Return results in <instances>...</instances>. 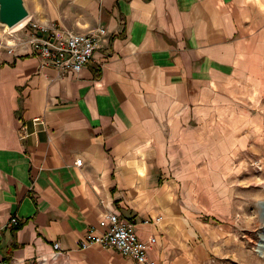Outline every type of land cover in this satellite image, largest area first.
<instances>
[{
    "label": "crops",
    "instance_id": "1",
    "mask_svg": "<svg viewBox=\"0 0 264 264\" xmlns=\"http://www.w3.org/2000/svg\"><path fill=\"white\" fill-rule=\"evenodd\" d=\"M23 1L40 26L106 33L77 74L40 66L26 47L0 50V258L36 264L58 243L61 264H138L79 245L87 230L105 232L113 211L161 217L136 226L140 239L155 237L154 264H211L197 179L218 167L186 143L249 47L264 44L260 2Z\"/></svg>",
    "mask_w": 264,
    "mask_h": 264
},
{
    "label": "rangeland",
    "instance_id": "2",
    "mask_svg": "<svg viewBox=\"0 0 264 264\" xmlns=\"http://www.w3.org/2000/svg\"><path fill=\"white\" fill-rule=\"evenodd\" d=\"M257 1L264 15V0ZM20 28L0 25V50L23 40ZM260 36L264 40V31ZM249 50L252 56L242 59L235 77L223 82L229 89L219 95L216 113L205 118L198 140L186 143V150L200 146L203 162L218 167L217 174L197 179L203 223L211 225L204 232L211 264H264V242L258 244L264 227V44ZM36 264L61 260L52 255Z\"/></svg>",
    "mask_w": 264,
    "mask_h": 264
},
{
    "label": "built area",
    "instance_id": "3",
    "mask_svg": "<svg viewBox=\"0 0 264 264\" xmlns=\"http://www.w3.org/2000/svg\"><path fill=\"white\" fill-rule=\"evenodd\" d=\"M21 26L23 40L14 42L13 47L28 48L38 59L40 66H51L60 73L72 72L77 74L80 69L87 65L94 51L96 50L101 36L105 35L106 29L98 27L95 32L90 34H78L69 31H60L57 27H43L32 21L29 16ZM45 32H49L45 36ZM11 47V46H10ZM11 50L8 49V52ZM34 122L40 121L38 118ZM81 159L75 160V165H81ZM107 229L101 234H95L93 228L87 230L85 236L80 240L81 248L97 244L104 248L116 249L124 256L132 257L138 264H154L147 256L148 249L154 245L155 237L142 240L137 236L136 226L138 224L157 223L161 217L154 220L143 219L135 221L132 219L120 218L116 212H109L104 216ZM12 224H17L15 217L10 219ZM54 252L52 255L57 257L59 254L58 243H53ZM0 264H12L9 260L0 258Z\"/></svg>",
    "mask_w": 264,
    "mask_h": 264
},
{
    "label": "water",
    "instance_id": "4",
    "mask_svg": "<svg viewBox=\"0 0 264 264\" xmlns=\"http://www.w3.org/2000/svg\"><path fill=\"white\" fill-rule=\"evenodd\" d=\"M29 16L23 0H0V25L13 28ZM264 217V204L262 205ZM264 242V227L259 240V245Z\"/></svg>",
    "mask_w": 264,
    "mask_h": 264
},
{
    "label": "bare ground",
    "instance_id": "5",
    "mask_svg": "<svg viewBox=\"0 0 264 264\" xmlns=\"http://www.w3.org/2000/svg\"><path fill=\"white\" fill-rule=\"evenodd\" d=\"M27 19H28V18L22 20L20 23H18V24H17L16 26H14L13 28H8V29H9V30H16V29H18L19 27H21V26L25 23V21H26ZM10 45H13V44L11 43Z\"/></svg>",
    "mask_w": 264,
    "mask_h": 264
}]
</instances>
